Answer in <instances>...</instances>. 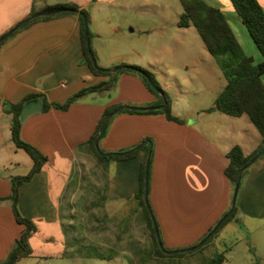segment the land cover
<instances>
[{
  "label": "crops",
  "instance_id": "obj_1",
  "mask_svg": "<svg viewBox=\"0 0 264 264\" xmlns=\"http://www.w3.org/2000/svg\"><path fill=\"white\" fill-rule=\"evenodd\" d=\"M206 1L222 9L226 16L227 10L235 11L230 0ZM259 1L264 7V0ZM54 4H75L89 13L92 49L101 68L140 66L153 72L166 90L174 88L172 112L183 123L170 121L162 113L121 111L113 116L100 147L110 153L151 141L149 200L164 244H190L206 235L231 207L232 183L225 172L227 154L239 145L250 155L260 146L262 137L247 115L234 117L211 110L227 80L209 58L206 46L201 49L192 44L193 31L199 33L198 30L179 26L183 8L176 6L174 0H0V37L30 16L34 5L41 8ZM160 20L168 24L160 26ZM155 33L167 38L173 47L164 41L151 43L148 38ZM143 39L146 43L141 46ZM182 58L183 69L190 76V81L183 84L197 82L205 88L184 93L173 82H167L174 79L170 72L173 61ZM123 71L115 75L118 81L114 89L89 94L66 111L51 108L44 112L42 101L28 103L23 109L21 138L37 147L49 162L21 186L19 208L37 227L30 238L31 246L58 242L54 254L49 255L54 258H80L67 254L62 201L71 179V167L88 154L82 145L96 131L106 108L159 103V98L138 76ZM108 80L110 76L94 74L84 62L80 21L76 16L38 21L0 48V171H8L0 174V262L8 257L26 229L16 221L11 203L1 200L12 194L11 179L25 176L33 166V160L26 159L25 175L10 171L20 163L13 161L18 150L12 136V115L4 112V103H18L29 94L40 92L50 102L63 104L83 88ZM146 145L150 152V145ZM144 153L102 167V207L106 217L109 215L118 226L140 207ZM244 218L247 228H264V159L248 173L238 212L227 225ZM138 222L146 226L142 220ZM119 230L118 238L123 237ZM24 259L27 258L16 264Z\"/></svg>",
  "mask_w": 264,
  "mask_h": 264
},
{
  "label": "trees",
  "instance_id": "obj_2",
  "mask_svg": "<svg viewBox=\"0 0 264 264\" xmlns=\"http://www.w3.org/2000/svg\"><path fill=\"white\" fill-rule=\"evenodd\" d=\"M238 17L241 19L243 25L247 28L250 36L255 42L257 48L264 57V7L259 0H230ZM183 12L179 20V26L182 28L195 27L209 53L216 58L221 70L223 71L224 77L227 80V84L220 95L215 101V106L211 110H218L224 114L241 117L247 115L253 124L256 126L262 141L260 146L250 155H246L241 146L237 145L233 147L227 154L229 163L226 168V175L232 183V197L234 194L235 186L238 180L240 170L245 164H247L258 152L264 148V59L262 62L256 64L254 58L247 55L244 48L237 39L235 32L230 25L228 18L224 11L219 7L211 5L206 0H180ZM63 8H74L79 9L75 4H54L46 5L41 8L33 6L30 15L36 14L38 12H50L56 11ZM82 12L87 16L90 23L89 13L83 9ZM63 16H76L80 21V31L82 39V47L84 52V62H86L92 72L98 76H110V80L104 81L100 84L83 88L78 93L69 98L65 103H52L48 97L40 92H34L23 98L18 103H4V112L6 114L12 115V136L13 141L17 148L24 150L30 158L33 160V166L28 174L21 177H13L11 179L12 183V194L2 199L1 201H9L13 208L14 216L16 221L25 226V231L16 240L14 247L12 248L8 257L1 261L0 264H16L20 259L28 258L33 255V250L30 245L31 236L37 231L36 224L30 218L25 217L19 208L20 200V188L21 186L31 181L39 172L42 171L43 167L49 162V158L45 156L37 147L24 141L21 138V127H22V112L26 104L42 101L43 111L47 112L51 108H56L58 110L66 111L74 103L81 101L84 97L93 93H105L114 89L117 86L116 73L103 71L95 68L93 60L87 49V40L85 35V27L83 18L80 15L74 13H61L53 16L39 17L28 24L24 25L14 34H12L7 40L0 44V48L4 45L10 38L14 37L21 30L28 28L32 24L43 21L52 20L55 18ZM91 45H92V34H91ZM93 50V49H92ZM94 53V51H93ZM95 55V53H94ZM96 57V56H95ZM136 70H127V72L138 76L146 85V87L159 98V103L155 106L164 104L165 99L167 101V106L162 110L155 111H134L130 109H125L122 112H128L132 114H165L167 119L170 121L183 123V120L175 116L172 112V104L167 93L162 88L155 74L150 70L140 67L133 66ZM149 76L153 83V87L146 76ZM120 105H114L106 108L94 134L91 138L82 145L87 152L95 157L97 163L102 167H106L114 161L127 160L132 157L137 156L141 152H145L144 160L141 168L140 184L141 190L138 194L140 199V207L137 212L130 216L123 224L119 227L122 230L121 234H127L131 226L136 224L137 221L142 220L146 227L150 231V242L141 248H136L133 252L137 259L132 255H126L125 258L128 264H224L226 261L225 252L214 251L212 256H206L202 254L207 250L208 245L212 243L214 238L219 234V232L231 222L236 216L240 197L242 194V189L244 187L245 179L252 169L253 166L260 163L264 159V155L251 165L242 176V181L240 184L239 195L236 202V208L233 213L227 218L216 231V233L200 248L184 253H176L173 255L166 254L160 247L158 237L156 234V229L149 213V210L145 203V176H146V164L149 155V147L145 145L141 149L134 151L127 155H111L103 156L97 150L96 140L108 120L110 114L116 110ZM114 117L110 118L107 128L105 130L104 136L107 134L108 128ZM128 150H120L118 152H125ZM102 152L106 153L104 150ZM152 166V154L150 159V173ZM151 179V176H150ZM104 197L101 195L98 200L91 204L92 207L103 206ZM226 212L224 216L227 214ZM223 216V217H224ZM220 221V220H219ZM218 221V222H219ZM217 222V223H218ZM216 223V224H217ZM213 230L211 228L204 238ZM160 231V230H159ZM122 240V236L117 237L116 243L119 244ZM162 240V237H161ZM166 250H169L166 248ZM120 252L116 247H109L103 249L96 245L80 246L75 252L74 256L90 258V259H106L112 260L119 256Z\"/></svg>",
  "mask_w": 264,
  "mask_h": 264
},
{
  "label": "rangeland",
  "instance_id": "obj_3",
  "mask_svg": "<svg viewBox=\"0 0 264 264\" xmlns=\"http://www.w3.org/2000/svg\"><path fill=\"white\" fill-rule=\"evenodd\" d=\"M174 1L176 2V6L182 8L181 2L178 0ZM231 6L232 5H230V7ZM227 18L246 54L253 57L256 64L262 62L264 57L257 48L247 28L238 17V14L229 9L227 10ZM158 23L160 26L162 24H168L164 20H160ZM170 23H172V20H169V25ZM194 30L196 29L194 28ZM193 34L195 36V41H193L192 44L199 46L201 49L202 47H205L199 33L193 31ZM148 40L154 45L162 44L164 41L169 44L170 48L173 47L172 42L167 38H162L161 34L158 33L152 34ZM145 43L146 39H143L141 41V46L145 45ZM208 56H210L209 58H211L216 64L218 68L217 70L221 72V76L225 80L226 78L224 77L223 71L216 58L212 55ZM183 60L184 58L173 61V66L171 67L170 72L174 79H168L167 82H173L176 84L175 87L184 93H188L193 89H203L204 86L196 85L197 82H194L191 85L183 84L190 81L189 74L183 69ZM185 60H188V58H185ZM171 61L172 60H170V62ZM165 62L167 63V60ZM179 66L181 68H179ZM262 79L264 81V75ZM162 88L165 90L170 100L171 97H175L176 92L174 88L168 90L163 86ZM204 93L205 91L202 94ZM195 96L197 95L195 94ZM16 150H18V152L13 154V161L20 163V165L15 166L14 164L10 171L11 173L18 175H25V160H31V158L24 150L17 147ZM71 170L72 171L69 174L71 179L62 201L63 210L61 214L64 223V230L68 238V245L66 248L67 254L73 255L81 245H96L103 249L116 247L120 252L119 256L112 260L90 259L84 257L78 259H58L49 256L53 255L58 247V242L54 240L47 244L34 243L31 248L36 257L24 259L21 264H128L125 258L126 255H132L137 259L133 251L150 242L149 229L143 224L140 225L137 221L136 224L131 226L127 234L123 235L121 242L117 244L116 240L117 236L120 234V227L114 222V219L108 218L109 215L106 217L107 214L103 207L91 206V204L98 200L103 194L105 179L102 166L97 163V160L93 155L86 153L77 164H74V166L71 167ZM5 173H8V171H0V174ZM245 220L246 219L244 218L238 223L227 225L225 229H222L219 232L212 243L208 245L207 250L202 254L212 256L215 250L219 252L226 251V261L224 264H264V228H247V221ZM204 236L205 234H202L194 239V242L185 245L167 246L164 244L163 238L162 243L164 248H167L170 251L187 249L197 245ZM160 237H162L161 230Z\"/></svg>",
  "mask_w": 264,
  "mask_h": 264
},
{
  "label": "water",
  "instance_id": "obj_4",
  "mask_svg": "<svg viewBox=\"0 0 264 264\" xmlns=\"http://www.w3.org/2000/svg\"><path fill=\"white\" fill-rule=\"evenodd\" d=\"M61 13H74L77 15L82 16L83 18V22H84V27H85V35H86V40H87V49L88 52L93 60L94 66L97 69L103 70V71H108V72H114L116 74L122 72L123 70L127 69V70H138L133 66H129V65H125V66H118V67H114L111 69H104L101 68L98 65L97 59L93 53L92 50V45H91V33H90V24L88 21L87 16L82 12V10L80 9H74V8H63L60 10H56V11H50V12H38L36 14L30 15L27 18H25L24 20L20 21L19 23H17L15 26H13L10 30H8L4 35H2L0 37V44L2 42H4L5 40H7L12 34H14L16 31H18L20 28H22L24 25L28 24L29 22L39 18V17H46V16H53V15H58ZM146 76V78L148 79V81L150 82V84L154 86V83L152 81V79L147 76L145 73H142ZM167 106V101L165 99L164 104L159 105V106H148V107H142V106H130V105H122L120 107H118L116 110H114L108 120L106 121L105 125L103 126L97 140H96V147L97 150L101 153V155L103 156H111V155H127L130 154L134 151H137L139 149H141L144 145L149 144L150 145V152H149V156L147 159V164H146V176H145V203L146 206L149 210V213L151 215V218L153 220L155 229H156V234L158 237V241L160 244V247L162 248V250L168 254V255H173L176 253H184V252H191L194 251L198 248H200L201 246H203L215 233L216 231L219 229V227L221 226V224L230 217V215L233 213V211L236 208V202H237V198L239 195V190H240V184L242 181V176L243 173L245 172V170H247L251 165H253L254 163H256V161H258L263 155H264V148L258 152L247 164H245L243 166V168L240 170L239 176H238V180L235 186V190H234V194L232 197V203H231V207L230 210L228 211V213L216 224V226L213 228V230L205 237L203 238L197 245L191 247V248H187V249H180V250H166L164 248V245L162 243L161 237H160V231L157 225V221L152 209V206L150 204V200H149V185H150V159H151V154H152V142L151 141H144L142 144L138 145L136 148L128 150L126 152H110V153H104L102 152L101 148H100V140L102 139V137L104 136L105 130L107 128L108 122L110 120V118H112L113 116L119 114L121 111L125 110V109H130V110H134V111H141V112H145V111H155V110H162Z\"/></svg>",
  "mask_w": 264,
  "mask_h": 264
}]
</instances>
